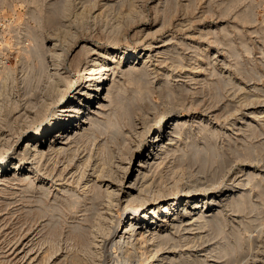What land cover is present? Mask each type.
I'll return each mask as SVG.
<instances>
[{
    "label": "rangeland",
    "instance_id": "1",
    "mask_svg": "<svg viewBox=\"0 0 264 264\" xmlns=\"http://www.w3.org/2000/svg\"><path fill=\"white\" fill-rule=\"evenodd\" d=\"M136 45L151 46L150 61L145 70H139L138 58L126 74L121 69L129 63L124 61L110 71L119 78L114 100L130 101L137 120L146 111L153 118L169 108L177 110L182 122L175 153L154 173L153 185L160 183L168 191L186 184L204 188L214 171L230 163L237 174L239 169L254 172L244 185L249 193L243 206L226 205L219 225H197L186 236L184 230H172L174 240L156 255L164 252L178 264H264V119H257L264 110V0H0V158L11 148L18 152L40 124L43 110H49L39 104L40 96L51 92L59 76H67L69 86L80 80L89 48L100 52L96 57ZM110 104L109 112L115 105ZM247 109L255 111L250 115ZM104 121L97 123L93 145L72 142V149L54 153L34 171L17 168L10 172L17 179L0 181V264H77L84 247L77 231L92 197H84L70 175L90 147L109 142L111 128ZM198 152L207 154L205 162ZM16 155L10 158L12 166L19 161ZM193 201L188 198L185 217H193ZM110 259L118 261L117 256Z\"/></svg>",
    "mask_w": 264,
    "mask_h": 264
},
{
    "label": "bare ground",
    "instance_id": "2",
    "mask_svg": "<svg viewBox=\"0 0 264 264\" xmlns=\"http://www.w3.org/2000/svg\"><path fill=\"white\" fill-rule=\"evenodd\" d=\"M131 10L133 11V9ZM139 37L141 38L142 36ZM147 46L149 45L140 48L139 45H136L133 48L124 51H119V49L113 48L112 50H110L111 52H106L107 55L104 54L96 57L94 56L96 54H99L100 52H98L94 48H89V51L85 56V60L83 62L82 72L78 75V77H80V80L71 81L72 83L69 86V82H66L69 78H67V76H64L65 78H67L66 80L63 76H59V78H57V81H55L56 86H51L53 87L51 92L40 96L41 99L39 104L44 105L45 107L47 106V109H49L43 110L44 113L41 117L40 124L34 127V131L28 135L23 146L20 147L18 152L14 148H11L0 158V181L4 183L13 179H17L16 174L15 176L10 175L11 170L13 171L17 168L23 169L25 167L28 173L34 171L39 166L41 167L44 160L48 161L49 159H51V156L54 153H59L62 151L64 152L68 148L72 149V142H91V144L93 145L96 138L95 128L100 127H97V123L104 121L102 120V118L100 119L101 121H99L98 119L99 117L105 116V126L107 128H111L110 139L108 140L109 142H97L98 144L95 147H90L87 154L82 157L80 156V158L76 161L73 168L74 172L72 175H70L79 185L82 195L84 197H92L91 204L89 203V206L86 205V208L82 209L85 212L84 217H82L81 219L82 224H84L82 227L79 226L81 227V230L77 228L79 229V231L77 232H79V236L82 238L84 243L83 252L85 254L84 256L82 255L83 252H81V256L80 258H78L77 264H100L101 262H103L102 264H113L112 260L110 259L113 256H117L118 258V261H115L116 263L114 262V264H163L162 262H160L162 259L166 260L165 264H175V262L177 263V261L179 260L174 262V257L163 255L165 254L164 252L163 254L156 255V252L159 251V249L164 248L167 243L174 240V230H184L183 233L186 236L185 233H189V231H191V229H193L197 225L198 229L203 226V224L207 223H212L213 226L217 225L218 222L222 221V212L224 211V209H226L224 207L227 205L226 207H229L230 209H233V207L238 209L239 207L244 205L245 197L249 193L248 189L244 188V185H247L249 181H251L249 177L251 175L253 176L254 172L252 173L246 171L247 169H239V172H241V174H237V171L232 166L233 164L230 163L231 160L228 161L230 164L219 167L220 172L215 175V171L213 172V176L208 178L209 183L207 187L196 188L195 186L186 184V186L182 189L175 187L172 188L171 191H168V189L164 188L160 183H158V185L154 184L156 186L154 187L152 182L154 173L158 172L157 169L159 167L166 166V163H168V161H166L165 159L170 153H175L173 147L175 146L176 142L179 141L181 136V116H179V113L176 109L170 110L168 108L169 110H163L164 112H162L161 116L159 117L150 118L148 117L149 112L147 113L146 111L142 114L141 118L137 120L136 116L134 115L135 112L133 113V110H131L132 107L130 108L129 106L130 101H128L129 103L123 102L121 104V101H115L117 100V98L114 100L115 96L113 94H115L116 90L118 89L117 83L119 81V78L115 76V73H113V75L110 73L113 68L121 65L123 61L129 63V65H125V67L121 69V72H123V74H126L128 71L130 72L135 68V65L133 66V60H136L138 58L141 59L140 63H142V66L139 67V70H145L144 68L146 64H148L150 61L149 55L151 54H149V52L153 50L150 48L151 46ZM52 53L54 54V52ZM106 56H110V61L106 59ZM58 57H60L59 54ZM145 73H143V75ZM64 74L65 73H63V75ZM144 77L146 76L144 75ZM165 77L168 78V76ZM144 94L146 93L144 92ZM149 94L150 93L148 92V95ZM169 94L170 93H168V95ZM172 94L173 93H171V96ZM123 97L124 96H122V98ZM141 98L143 97L141 96ZM248 98L250 97H248L247 95L245 96L244 100H247ZM111 102H113L115 105H113V111L111 110L109 112V106H111V104L109 105V103ZM135 106L140 107V105ZM154 107L156 106H153V108ZM254 111L255 110L247 109L246 114L251 115V113L253 114ZM257 119H264V110H259ZM234 122L230 125L234 124ZM230 125L228 126L230 127ZM106 127H104V130L106 129ZM22 138H20V140ZM209 146L210 144L208 145V147ZM246 146L249 147V145ZM209 149H211V146ZM15 153L19 156V161L15 162L14 166H12L10 158L13 157ZM196 153L192 156L197 155ZM202 153L205 154L206 151ZM246 154L245 156H247ZM248 154H250V152ZM202 155L200 153L198 158H200L199 160L205 162L204 160L207 159L205 158L207 154L203 155V157ZM211 155L210 157H212ZM198 158L196 157V161H199ZM201 158H203V160ZM177 159H179V157ZM210 161L212 163L213 160L210 159L209 162ZM19 162H21V164ZM203 162H201L200 164L199 161V165H202ZM219 162H221V159ZM33 176L37 177L36 174H33ZM158 176H162V174ZM168 177L169 176H167V178ZM160 178L161 177H159V179ZM168 179H170L172 182H177V180L174 181V176H170V178ZM237 188H239L240 190L236 191ZM179 191L181 192L179 193ZM75 195L77 197V194ZM78 197H80V195ZM29 198L31 197L29 196ZM188 198L194 200L192 203V207L189 208V215L193 217L184 216L187 211V205L189 204ZM220 214H222L221 218ZM74 225L77 226V224ZM170 225L171 228L169 227ZM76 226L73 227L75 228L74 230H76ZM215 228L217 227L215 226ZM217 233H219V230ZM258 233L260 232L258 231ZM188 236H190V234H188L187 237ZM193 239L194 238L190 240ZM175 241H177L176 238ZM171 247H173V245ZM216 249L218 250V248ZM78 253H80V251ZM138 253L140 254V256ZM148 256H150V258H148ZM228 257H230V255ZM195 264L199 263L196 262Z\"/></svg>",
    "mask_w": 264,
    "mask_h": 264
}]
</instances>
